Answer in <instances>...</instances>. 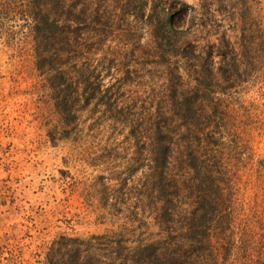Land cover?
<instances>
[{
    "label": "rangeland",
    "instance_id": "1",
    "mask_svg": "<svg viewBox=\"0 0 264 264\" xmlns=\"http://www.w3.org/2000/svg\"><path fill=\"white\" fill-rule=\"evenodd\" d=\"M28 1L0 0V260L12 251L16 258L9 264H41L46 247L62 234L85 238L119 228L117 210H131L138 197L139 217L149 223L141 235L163 239L152 222L153 206L157 211L161 203L141 185L145 154L140 149L130 159L122 123L80 111L69 128L61 124L35 68ZM146 1L143 17L157 4L175 29L186 31L174 48L150 53V29L136 19L134 38L111 31L102 47L109 61L95 63L90 50L89 64L106 84L122 83L115 101H128L122 122L140 126L145 112L157 115L170 149L163 178L174 221L194 215V197L205 187L182 174L183 145L190 143L188 154L212 165L218 188L206 235L212 249L199 260L264 264V0ZM125 51L129 58L118 59ZM184 97L196 110L189 131ZM223 211L229 214L220 223Z\"/></svg>",
    "mask_w": 264,
    "mask_h": 264
},
{
    "label": "trees",
    "instance_id": "2",
    "mask_svg": "<svg viewBox=\"0 0 264 264\" xmlns=\"http://www.w3.org/2000/svg\"><path fill=\"white\" fill-rule=\"evenodd\" d=\"M146 4V0H29L27 3L35 46V68L44 78L61 124L69 128L80 111L98 112L109 122L112 119L122 123L120 130H126V142L133 149L130 159L134 154L139 155L140 149L145 154L141 185L146 187L152 201L161 203L157 211V207L153 206L155 217L152 222L158 224L165 234L159 240L141 235V231L148 229L149 223L139 217L143 207L141 197H138L131 210L124 207L117 210L116 214L123 220L119 228L85 238L62 234L46 247L41 264H206L199 257H205L206 252L212 249L211 240L206 235L214 224L209 217L215 212V203H210V198L215 196L214 190H218L216 178L212 176V165L202 160L198 162L193 153L189 155L190 143L183 145V152L187 151V163L184 167L180 166L182 174L186 177L191 175L205 187H200L201 193L194 197L191 209L194 215L183 222L174 221L173 201L164 194L166 186L163 178L168 170L170 149L157 122V115L145 112L147 117L140 126L132 125L127 119L122 122L124 119H120L119 114L124 112L123 106L129 107L128 101L115 103L122 83L117 84L115 80L114 84H106L105 75L89 64L90 50L97 57L95 63L109 61L104 58L107 55L102 52V47L111 31L116 30L128 39L134 38L136 32L130 26L136 19L150 29L154 44V53H150H168L174 48L186 31L175 29L171 16L164 10L158 11L157 4L152 6L149 15L143 17ZM123 25H127L125 29ZM121 56L129 58L126 51L117 52V58ZM81 59L85 63L78 66ZM129 102L133 103L131 107L136 106L134 99ZM180 104L186 107L183 119H187L189 131L196 110L192 108L190 97L181 99ZM125 168H133L132 162L128 161ZM228 214L223 211L220 223ZM156 219H160V223ZM173 230L179 234L172 237ZM3 250L0 245V258ZM221 250L226 249L222 246ZM15 258L11 251L9 257L0 260V264L2 261L9 264Z\"/></svg>",
    "mask_w": 264,
    "mask_h": 264
}]
</instances>
